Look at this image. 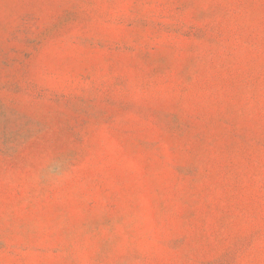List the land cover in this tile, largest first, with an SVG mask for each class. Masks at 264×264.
I'll return each instance as SVG.
<instances>
[{
  "label": "rangeland",
  "instance_id": "rangeland-1",
  "mask_svg": "<svg viewBox=\"0 0 264 264\" xmlns=\"http://www.w3.org/2000/svg\"><path fill=\"white\" fill-rule=\"evenodd\" d=\"M0 264H264V0H0Z\"/></svg>",
  "mask_w": 264,
  "mask_h": 264
}]
</instances>
